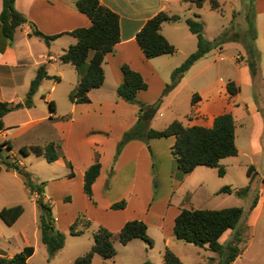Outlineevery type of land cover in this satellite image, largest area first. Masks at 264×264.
<instances>
[{"label":"crops","instance_id":"1","mask_svg":"<svg viewBox=\"0 0 264 264\" xmlns=\"http://www.w3.org/2000/svg\"><path fill=\"white\" fill-rule=\"evenodd\" d=\"M78 1L16 0L17 10L28 19V23L18 29L13 45L4 35L0 21V100L10 104L25 102L32 81L38 75L40 68L44 67L52 78L43 80L37 94L42 92L48 82H52L50 90L43 96L46 103H54V110L51 109V112H44L42 115L32 113L31 109L35 108V102L33 108H23L9 113L3 119L4 127L0 129V143H10L12 150L7 151V154L26 168L27 161L22 159L21 149L40 146L34 145L36 139L34 134L38 126L47 123V128L52 134L50 141L58 142L61 148L59 159L50 163L56 169L50 172L49 176L44 177L45 199L51 203L52 194H58L64 190L66 198L72 200L71 196L75 193L74 187L80 185V192L85 203L83 211L72 212L64 226L61 225L62 218L55 217L53 212L57 229L66 235L70 234V226L83 213L93 223L92 226L94 224L99 227L104 226L114 233H119L129 221L143 220L148 224L150 219L159 216L155 205H147L146 189L150 190L154 167L157 174L162 177L167 172V167L170 169V165L173 166L172 147L176 142L175 137L154 139L151 141V145L145 144L143 141H132L124 147L114 165L117 147L124 133L134 127L139 120V106L117 97V89L124 80L121 68L125 64L129 65L133 70L141 73L147 83L149 80L153 81L158 88V93L164 91L170 80H167V76L172 77V73L178 66L172 56L178 53L181 46H187V55L190 56L194 53L195 41L181 24H186L188 19L185 15V6H196L184 3L182 0H100L102 5L120 16L121 41L115 46L114 51L106 56L104 85L100 89L90 92V103L78 104L73 102L72 95L80 82L81 75L75 66L65 64L60 60L63 53L77 43V39L70 33L79 28H89L92 25L90 18L78 10L76 5ZM221 3V11L213 10L214 12L224 14L223 0ZM2 10L3 0H0V16ZM162 11L170 15L181 16L177 22L164 23L161 30L164 37L176 47L177 52L174 55H163L149 60L137 42V34L151 18ZM253 11L257 28L256 46L261 53L259 64H263L264 0H254ZM35 29L46 36H55L56 38L51 41L50 45H47L42 39L31 36ZM202 60L203 58L192 66L178 86L170 92L167 98H163L161 105L168 102L167 108L173 109V100L177 93L170 101L168 98L186 82L187 74ZM207 68L210 66H203L202 70L198 72V76L202 77ZM65 80L68 81L69 87L59 93V87ZM222 86L210 83L201 93L193 95V98L195 95L198 97L196 96L195 103L192 102L194 114L189 127H213L215 119L224 113L217 112L224 105L223 97L219 94ZM147 90L138 93V100L152 109V103L157 99L156 97L152 98ZM224 96V100H226L227 95ZM158 110L153 111L152 109V114L154 113L155 116ZM163 147L168 151H162ZM32 154L30 153L29 156ZM97 154L100 156L102 168L93 185V196L96 202L94 204L84 192V176L87 169L96 162ZM39 157L45 158L44 156ZM171 178L172 175L168 176V179L172 180ZM40 179L41 177L37 180L38 183H42ZM55 182L65 185L64 189H61L62 186H53L52 184ZM59 189L60 191H58ZM20 193L33 198L31 201L29 200L30 204L35 206L32 234L30 235L23 227L24 221L22 220L27 212L25 208L23 215L13 225L22 226L19 231L22 241L16 243V238L13 236L7 237L0 233V248L3 249V254L6 257L11 258L26 247H35L33 256L28 260L29 264L42 246H45L41 241L37 196L30 194L24 179L17 172L3 170L0 173V212L4 208L16 205L6 204L7 197L18 198ZM258 197L256 207L249 210L248 226L250 228L256 225L263 212L264 193ZM122 199L128 200V206L123 210L112 209V205ZM136 199L139 201L138 208L131 213V203ZM94 212L95 214H92ZM96 214L103 215V218H97ZM158 223L164 227L166 220ZM90 229L76 238L86 236ZM172 237L173 235L168 236L167 244ZM206 249L208 248L206 247ZM247 249L232 264H237ZM97 256L99 255L94 257L93 264ZM71 263L73 264V262Z\"/></svg>","mask_w":264,"mask_h":264},{"label":"trees","instance_id":"2","mask_svg":"<svg viewBox=\"0 0 264 264\" xmlns=\"http://www.w3.org/2000/svg\"><path fill=\"white\" fill-rule=\"evenodd\" d=\"M197 8H203L209 3L211 9L221 11V0H182ZM16 0H3V10L0 21L2 30L10 44L16 40L18 29L28 23V19L16 8ZM77 8L86 14L92 21L89 28H79L70 34L77 39L60 57L65 64L76 67L81 75L80 82L72 95V100L78 104L90 103V92L100 89L105 82L104 62L106 56L114 51L115 46L121 41L120 16L102 5L100 0H79ZM251 12L254 15V0H251ZM200 16L196 15L198 19ZM181 19L179 15H170L167 12H160L151 18L137 34V42L143 50L147 59H154L163 55H174L177 49L162 34V26L166 22H177ZM191 33L197 36L198 48L192 53L172 74V81L167 85L165 94L172 91L182 81L185 74L202 58L213 49L220 47L225 40L222 38L210 41L204 36V24L196 19L186 20ZM253 24V23H252ZM31 36L42 39L47 45L51 44L56 37L46 36L37 29L33 30ZM253 40H256V33H253ZM248 56L246 62L249 65L253 76L259 72L261 53L255 43L246 46ZM124 80L117 89V97L131 104L139 106V120L134 127L126 131L121 142L118 144L114 165L119 159L124 147L132 141H148L175 137L176 142L172 147V154L184 174H190L200 166H206L219 170L224 176L225 169L221 165L223 159L238 156L239 150L236 144V123L232 113L219 115L211 128L202 126H186L181 121H174L167 128L157 130L149 126V121L154 116L150 106L138 100V93L148 89V83L143 75L133 70L129 65L122 66ZM50 79L44 67L40 68L38 75L32 81L27 99L23 103L10 104L0 100V129L4 127L3 119L9 113L34 107V96L37 94L44 79ZM227 92L236 96L241 92V87L235 81H230ZM195 95L193 103H195ZM54 110V103H50ZM149 115V119L146 117ZM6 147V148H5ZM60 144L50 142L46 146H33L30 149L22 148L21 154L29 156L34 153L37 156H44L48 163H53L60 157ZM10 143H0V173L3 170L15 171L23 179L31 195H36V202L40 211V231L42 244L48 251V261H52L66 245V235L57 229L56 219L53 215L51 203L45 199L44 183H38L34 175L26 170L19 161L12 159L7 151H11ZM99 154L96 162L87 169L84 176V192L94 204L93 185L101 173L102 165ZM113 169V168H112ZM254 167L249 169V175L253 179ZM113 173V170H112ZM111 173V174H112ZM220 193H236L240 197H247L251 193V187L243 190L233 191L230 187H224ZM256 197L251 205L254 209L258 203ZM127 207V201L122 200L112 205L114 210H123ZM23 205L4 208L0 212V218L8 226H13L23 215ZM245 211L241 207H230L216 210L183 209L175 220L174 235L178 240L198 247L208 248L219 255L217 264H232L243 253L240 247L244 241L245 228L241 227ZM92 226V222L85 215L80 214L76 221L70 226L71 236H81ZM229 230H235V235L227 243H221L220 239ZM118 240L124 246L134 240H143L153 245V239L148 234V225L143 220H132L127 222L117 235ZM115 234L104 226H100L94 233L93 247L83 255L79 256L73 264H93L96 255L101 256L105 261L112 260L117 255L115 247ZM36 248L26 247L11 258L0 253V264H28ZM166 264H183L179 257L166 249L164 254ZM144 264H153L146 262Z\"/></svg>","mask_w":264,"mask_h":264},{"label":"rangeland","instance_id":"3","mask_svg":"<svg viewBox=\"0 0 264 264\" xmlns=\"http://www.w3.org/2000/svg\"><path fill=\"white\" fill-rule=\"evenodd\" d=\"M250 5L251 0H223L224 14L211 10L209 4H206L201 9L186 5L184 8L186 9L185 15L188 19H196L204 24V36L208 40L215 41L222 35L225 43L207 54L187 74L186 82L168 98V101H170L177 93L173 100V109L167 108L168 102L161 105L163 98H167L171 92L165 94L166 87L164 91L158 93L155 83L149 80L147 90L152 98L156 97L157 99L152 103V108L158 106L159 109L161 105L160 109H157V114L149 121V126L162 130L176 120L189 126L194 114L192 108L193 95L201 93L210 83L223 85L219 94L223 97L224 105L217 112L232 113L235 118L236 144L239 149L238 156L229 157L221 161V165L226 171L224 176L219 174L218 169L206 166H200L190 174H184L175 158L173 166L170 165V169L167 167V172L162 177L157 174L154 167L150 190L146 189L147 205H155V210L159 215L150 219L147 224L149 228L148 234L153 239V245L138 239L124 246L117 238L118 233L113 232L116 236V257L113 260L105 261L101 256H97L94 264H144L146 262L165 264L164 253L167 248L173 251L183 264H217L219 261L217 253L178 240L174 235V223L183 209L216 210L230 207H241L245 211L244 220L241 223V227L245 228L244 241L240 247L244 251L248 249L237 264H264V207L256 225L251 228L248 226L251 205L256 197L264 193V61L263 64H259L258 74L253 76L246 62V57L248 56L246 46L250 43L256 44V40H253V33H256L257 37L255 18L251 12ZM196 15L200 17L197 19ZM181 25L195 41V49L193 51L195 52L198 48L197 36L191 33L188 25ZM180 48L178 53L172 56V59L178 65L177 67L189 56L187 55V46H181ZM205 65H209L210 68H207L202 77H199L198 72ZM167 80H169L168 84H170L172 77L167 76ZM230 81H235L237 86L241 87V92L236 96H231L227 92L226 86ZM51 83L48 82L42 92L35 96L34 102L36 106L31 109L32 113L42 115L44 112H51L50 104L45 102L43 96L50 90ZM68 87L69 83L65 80L59 87V93ZM225 94L227 95L226 100H224ZM47 126L46 123V125L42 124L37 127L34 134V137H36L34 145L46 146L51 142L52 134ZM152 140L143 142L151 145ZM164 150L168 151V149L163 147L162 151ZM21 157L24 161H27L26 170L32 174H38L33 175L36 180L41 177L40 181L42 183L45 181L44 177L49 176L50 172L56 169L45 158L39 157L34 153L26 158L22 155ZM251 167H254L255 174L253 179L249 175ZM170 174L172 175V180L168 179V176H171ZM52 185L62 186L61 189H64L65 186L60 184V182H55ZM248 186L251 187V193L247 197H240L236 193H220L224 187H230L233 191H238ZM74 192V195L71 196L72 200L66 198L64 190L58 194H52V197H50L52 198V210L55 217L60 216L62 218V226L67 224L68 216L72 212L83 211L85 208L80 185L74 187ZM169 194L170 197L168 198ZM29 200L31 201L33 198L20 193L18 198L7 197L5 203L23 205L26 208L27 212L22 220L24 221L23 227L31 235L34 226L35 206L30 204ZM122 200H126L128 206V200ZM138 204L139 201L137 199L131 203V213L136 211ZM92 214H95V212ZM95 216L103 218L101 214H96ZM164 220H166V223L162 227L158 222ZM0 225L2 227L0 229L1 234L7 237L13 236L16 238V243L22 241V238L19 237V231L22 226H8L1 218ZM90 228L88 234L81 238L64 233L68 238L66 245L52 261H48L47 248L42 246L29 264H72L71 262H74L79 256L93 247V234L98 230L99 226L94 224ZM170 235H173V237L167 244L166 240ZM234 235L235 230L227 231L221 238V242L227 243ZM0 253L3 254L2 248H0Z\"/></svg>","mask_w":264,"mask_h":264},{"label":"water","instance_id":"4","mask_svg":"<svg viewBox=\"0 0 264 264\" xmlns=\"http://www.w3.org/2000/svg\"><path fill=\"white\" fill-rule=\"evenodd\" d=\"M152 109H153V111H156L158 109V106L155 108H152ZM146 118L149 119V115Z\"/></svg>","mask_w":264,"mask_h":264}]
</instances>
